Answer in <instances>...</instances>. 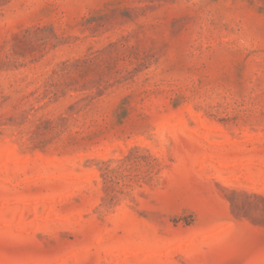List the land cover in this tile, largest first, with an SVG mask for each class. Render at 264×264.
I'll use <instances>...</instances> for the list:
<instances>
[{
    "label": "rangeland",
    "instance_id": "1",
    "mask_svg": "<svg viewBox=\"0 0 264 264\" xmlns=\"http://www.w3.org/2000/svg\"><path fill=\"white\" fill-rule=\"evenodd\" d=\"M0 264H264V0H0Z\"/></svg>",
    "mask_w": 264,
    "mask_h": 264
}]
</instances>
